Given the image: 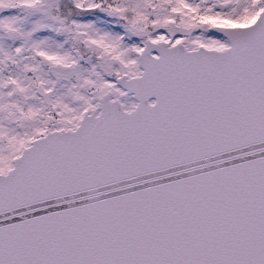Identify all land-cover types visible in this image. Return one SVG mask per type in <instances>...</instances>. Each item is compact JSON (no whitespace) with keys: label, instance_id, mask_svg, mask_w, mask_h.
Here are the masks:
<instances>
[{"label":"snow or ice","instance_id":"1","mask_svg":"<svg viewBox=\"0 0 264 264\" xmlns=\"http://www.w3.org/2000/svg\"><path fill=\"white\" fill-rule=\"evenodd\" d=\"M0 264H264V0H0Z\"/></svg>","mask_w":264,"mask_h":264}]
</instances>
